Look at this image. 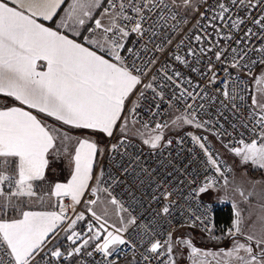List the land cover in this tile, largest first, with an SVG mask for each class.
<instances>
[{
    "label": "snow or ice",
    "instance_id": "obj_1",
    "mask_svg": "<svg viewBox=\"0 0 264 264\" xmlns=\"http://www.w3.org/2000/svg\"><path fill=\"white\" fill-rule=\"evenodd\" d=\"M10 3L15 6H9V0H0V94L14 97L21 104L54 117L63 125L75 129L93 130L109 137L113 135V129L121 118L125 101L142 82L141 77L134 75L126 66V60L121 55L122 50L133 56L139 55L133 48H126L125 41L131 34H136L140 39L149 33L155 35L157 24L160 21L166 22L164 9H168L169 12L172 7L198 10L193 0H181V3L171 0V5L166 0H70L57 28L70 31L74 36H81L80 30L83 29L88 35H84L82 39L94 48H98L100 52L109 54L113 61L110 62L104 55L97 54V51L90 50L89 47L75 39H70L66 34L37 22L36 17L51 20L57 15L65 0H10ZM230 6L238 9L236 18L232 15L226 16L231 11ZM256 6L264 7V0H261L259 5L254 4L253 0H227V2L214 0L213 5H209L205 12L200 13V17L205 19V13H212L208 17L210 20L231 21L230 25L225 23V26L230 30L238 29L245 23V19L239 16V10ZM157 9L161 14L155 21L149 23ZM97 10L101 11L97 14ZM171 19H176L174 12H171ZM252 22L264 30V15L253 18ZM216 31L219 34L220 29ZM251 34L252 30L248 29L245 36ZM225 39L230 40L232 37L229 35ZM195 40L199 42L201 37L197 35ZM143 47L146 48V45ZM203 51L204 49H201V52ZM224 51L225 49H221L215 52L216 60L221 59ZM232 51L236 52V49ZM256 51L264 54V48ZM193 54L190 50L189 55ZM174 58L181 64H187L186 59L178 54ZM38 61L45 62L46 71L37 70ZM260 62L264 63V59ZM238 66V62L232 64V67ZM136 71L140 70L136 69ZM168 79L171 80L172 77L169 76ZM144 87L152 89L153 85L149 83ZM140 95L143 96V92ZM227 95L228 93L225 92V96ZM255 103L256 100L253 98V104ZM177 120L195 124L197 127L202 126L195 121V117L188 119L182 115L177 117ZM258 123L264 124V115L259 117ZM156 127L159 129L162 126L157 124ZM72 139L73 137L68 133L61 132L55 127L49 128L36 116L20 108L12 107L0 111V185L5 183L14 185L15 191L11 193L12 196L33 197L35 195L33 182L44 180L45 170L50 165V157L56 158L60 155L57 141L60 142L61 148H66L67 142ZM161 139L162 135L157 134L145 139L144 143L149 144L152 149H157ZM192 140L204 149L207 164L211 165L217 174L224 176L218 159L209 153L203 143H200V138L192 136ZM240 144L243 145L242 148H234L231 151L241 158L242 163L251 162L254 166L264 169V143H258L256 140L245 143L241 140ZM113 150H117L116 145H113ZM100 151L102 150H98L94 141L77 140L74 155L71 157L73 164L71 179L66 184L54 185L52 195L58 198L69 197L73 211H75L74 206L81 202V198L89 190V181L93 179L94 164ZM123 170L127 172V168ZM215 183V181L202 183L195 189L196 194H207L214 189ZM224 184H228L227 177L224 179ZM96 191L95 188L91 189L93 195ZM237 191L241 197H244L243 190L238 188ZM0 195H3L2 191ZM160 196L169 201L172 191L165 187L160 192ZM86 203L95 204L96 201ZM111 203L118 204V201L113 198ZM201 207L205 216L212 210L211 204H202ZM233 208L234 220L229 235L234 236L242 234L243 219L241 211L235 205ZM169 213V207L164 206L157 215ZM92 215L97 222L101 221V216L95 212ZM68 219L66 210L61 204L59 212L24 211L20 219L10 223H0V246L6 249L0 254V264H34V262L39 264L36 257L55 239L60 225ZM82 220H84L83 213L77 214L66 226L65 230L68 232L66 239L75 245L67 253L68 256L83 253L91 257L95 252L102 255V264H116L119 256L123 254L122 249L127 247L134 251L132 241L124 234L128 231L127 225H136L135 217H131L126 224L122 221L121 227H106L107 222L104 221L95 231L93 225L88 224L87 232L91 235L83 236L75 231L76 222ZM138 227L147 234L148 225H138ZM246 239L249 242L255 240L257 248L254 249L251 243L248 245L236 243L225 255L237 259L240 264H264V237L256 239L249 235ZM101 240L102 242L97 243ZM77 241L82 242L77 245ZM174 244H184L193 254L199 253V250L193 247L191 240L173 241L171 234L163 245L159 240L152 242L147 252L158 256L159 250L166 245L169 259L165 264H175L172 258ZM89 248H92V251H88ZM241 252L246 255H240ZM50 255L60 258L63 253L58 245L53 244ZM4 257H7V260ZM144 259L147 260L148 257L145 256Z\"/></svg>",
    "mask_w": 264,
    "mask_h": 264
},
{
    "label": "built area",
    "instance_id": "obj_2",
    "mask_svg": "<svg viewBox=\"0 0 264 264\" xmlns=\"http://www.w3.org/2000/svg\"><path fill=\"white\" fill-rule=\"evenodd\" d=\"M166 2L171 5V0ZM260 2L261 0H253L256 5ZM213 4L214 0H198L194 5L198 10H191L189 13L181 7H172L171 12L176 14L175 20L171 19V12L164 9L166 22L160 21L157 24L155 35L149 33L140 39L136 34H131L125 41L126 48H133L139 53L138 56L121 51L126 66L134 75H139L142 81L130 96L121 119L129 117L135 124L157 131L163 129L174 115H183L191 119L195 117V121L202 125V130H181L157 149L146 147L133 138L121 137L117 140L114 134L98 160L89 190L85 192L81 202L74 206L75 211L72 210L69 197L60 199L57 212L62 204L69 219L60 225L58 235L36 257L39 264H102L103 257L100 253L93 252L91 257L83 253L68 256L67 253L75 245L66 238L61 240L62 235L67 232V224L79 213H83L86 219L83 227L77 231L82 236L91 235L87 232L88 224H92L95 229V226L99 227L104 222L102 219L100 222L95 220L89 209L91 204L86 203L97 199L91 189L101 171L102 190L111 199L118 201L116 205L128 220L135 217L137 221L136 225H127L128 231L124 234L132 241L134 251L127 247L122 249L123 254L116 264L129 258H133L137 264H165L169 259L167 246L164 245L157 256L147 252L152 242L159 240L163 245L168 235L172 236L182 226H192L207 235L215 228L221 214H231L230 204L222 200L205 199L204 194L197 195L195 189L210 181L216 182L215 188H221L225 177H230L233 172L231 164L209 141L206 133L219 138L223 149L228 152L234 148H242L241 140L245 143L263 141L264 124L258 123L263 114L252 107L251 79L264 66L260 62L264 59V54L256 51L264 48V30L252 22L253 18L264 15V7L240 9L239 16L245 19V23L238 29L230 30L225 23L230 25L231 21L210 20L208 17L212 13H205L206 18L201 19L200 13ZM230 7L231 11L226 16L236 18L238 9ZM160 14L157 9L149 23L155 21ZM216 29H220L219 34ZM248 29L252 30V34L245 36ZM197 35L201 37L199 42L195 40ZM229 35L232 39H225ZM145 45L146 48L143 47ZM201 49L204 51L201 52ZM221 49L225 51L218 61L214 54ZM190 50L193 55H189ZM177 54L186 59L187 64L176 61L174 57ZM103 55L112 60L109 54L103 52ZM234 62H238L239 66L232 67ZM169 76L172 77L171 80L168 79ZM149 83L153 85L152 89L144 87ZM141 92L143 96L140 95ZM225 92L228 93L227 96ZM157 124L162 127L158 129ZM192 136L199 137L200 143L218 159L224 176L217 174L207 164L204 149L193 142ZM113 145H116L117 150H113ZM125 168L127 172L123 170ZM165 187L172 191L169 201L160 196ZM202 204L212 205L207 216L202 210ZM164 206L169 207L170 213L157 215ZM138 225H148L147 234ZM105 226L111 225L106 223ZM81 242L77 241V245ZM100 242L102 240L97 241ZM53 244L59 246L62 257L50 255ZM5 250L0 246V254ZM88 251H92V248ZM145 256L148 257L147 260L144 259ZM4 259L7 260V257Z\"/></svg>",
    "mask_w": 264,
    "mask_h": 264
},
{
    "label": "rangeland",
    "instance_id": "obj_3",
    "mask_svg": "<svg viewBox=\"0 0 264 264\" xmlns=\"http://www.w3.org/2000/svg\"><path fill=\"white\" fill-rule=\"evenodd\" d=\"M197 2L198 0H193L194 5ZM177 3H181V0H177ZM181 8L188 13L192 10L185 9L184 7ZM255 75L251 79L252 107L264 115V66L259 69L256 77ZM253 98L256 100L255 104H253ZM180 116L182 115H174L163 129L157 131L143 128L132 122L129 117H125L119 124L120 129L115 133V138L117 140L121 137L133 138L141 142L144 146L151 147L149 144H145L144 140L157 134L162 135L160 145H163L170 138L175 137L181 130H191L194 132H200L202 130L201 127H197L195 124H188L184 123L183 120H177V117ZM173 121L176 122L174 123ZM206 136L231 164L233 172L227 179V185L224 184L221 188L214 187L213 190H210L204 195L207 199L222 200L230 204V221L226 225L217 223L211 233L207 235L202 234L192 226L180 227L172 234L173 241L191 240L193 247L198 249L199 253L193 254L191 249L184 244H174L172 258L175 260V264H240V261L228 257L225 253L231 251L236 243L248 245L249 243L246 237L249 235L256 239L264 237V169L254 166L251 162L242 163L241 158L236 156L233 151L228 152L223 149L222 142L219 138L208 133H206ZM262 143H264V139ZM101 155L100 153L97 159H100ZM100 179L101 173L99 172L92 185V189H97L96 203L91 204L89 209L92 213L95 212L97 215L101 216L102 220L106 221L107 224L114 227H121L122 221L126 224L128 218L116 204L111 203L112 199L101 188ZM238 188L243 190L244 197L240 196L237 191ZM0 191L3 192V195H0V223H10L13 220L20 219L21 216L19 215L9 216L7 208L13 206V203H17V205H21L20 203L22 202L27 203L29 197H24V199L20 198V201H17L19 197L11 195V193L15 191V187L8 183L0 185ZM59 201L56 205V212ZM233 205L241 211L243 219V223L241 224L242 234H236L234 236L229 235V230L232 229L234 220ZM85 222V216L84 220L77 221L75 231L80 230ZM96 229H99V227L95 226L94 231ZM67 234L68 232L63 234L61 240H64ZM251 243V246L256 249L255 240ZM240 255L246 254L241 252ZM121 264L137 263L133 258H129Z\"/></svg>",
    "mask_w": 264,
    "mask_h": 264
},
{
    "label": "crops",
    "instance_id": "obj_4",
    "mask_svg": "<svg viewBox=\"0 0 264 264\" xmlns=\"http://www.w3.org/2000/svg\"><path fill=\"white\" fill-rule=\"evenodd\" d=\"M69 3L70 0H65V3L61 5V8L58 10L57 15L54 16L51 20H44L41 17H36L37 22L42 23L45 27H49L52 30L60 31L62 34H66L70 39H75L77 42L82 43L84 44V46L89 47L90 50H95L97 51V54L103 55V52H100L98 48H94L92 45L87 44L82 39L84 35H88V33L84 32L83 29L80 30L82 34L81 36H74L70 31L57 28V25L60 23V18L64 16L65 10L67 9ZM9 6L14 7L15 5H12L9 0ZM100 11L101 10H97V14ZM110 62L113 61L110 60ZM37 70L38 71L47 70L44 61L37 62ZM258 72L259 70L256 72V75ZM136 88L133 90V92L136 90ZM128 100L125 101V106ZM12 107H17L22 109L23 111L30 112L32 115L36 116L37 119H39L44 125L48 126L49 128H53V127L58 128L61 130V132L68 133V135L73 137V139L67 142L66 148H61L60 142L57 141V146L60 150V155L56 158L50 157L49 168L45 170V179L41 181L33 182V191L35 192V195L33 197H29L30 199L28 198L27 203L22 202L20 203L21 205H17V203H13V206L7 208L8 215L21 216L22 212L24 211L56 212V205L62 197L58 198L52 195V191L56 183L66 184L71 179V173L73 170L71 157L72 155H74L76 141L80 139H88L94 141L98 146V150H102L98 152V155L100 153L102 154L105 150L106 145L109 142V139L117 131H119L120 129L119 124L121 123L122 119L120 118V120L117 121V124L113 129V135L109 137L106 134L94 132L93 130L75 129L69 125H63L62 122L55 120L54 117L47 116L45 113H41L37 109L28 108L27 105L21 104L19 101L15 100L14 97H6L3 94H0V111H5ZM122 113H121V117H122ZM98 160L99 159L96 158V163L94 164L93 173L95 172V165L97 164ZM20 198L24 199V197H19L17 201H20Z\"/></svg>",
    "mask_w": 264,
    "mask_h": 264
},
{
    "label": "trees",
    "instance_id": "obj_5",
    "mask_svg": "<svg viewBox=\"0 0 264 264\" xmlns=\"http://www.w3.org/2000/svg\"><path fill=\"white\" fill-rule=\"evenodd\" d=\"M203 198L207 199L205 195H203ZM230 221V214L229 213H223L221 216L218 218L217 223H222L226 225ZM248 243H251L247 240ZM252 244V243H251Z\"/></svg>",
    "mask_w": 264,
    "mask_h": 264
}]
</instances>
